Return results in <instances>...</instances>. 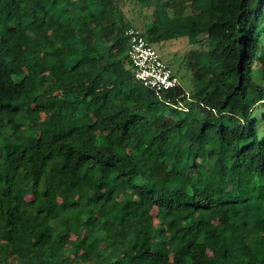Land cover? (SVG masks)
Here are the masks:
<instances>
[{
  "label": "trees",
  "instance_id": "obj_1",
  "mask_svg": "<svg viewBox=\"0 0 264 264\" xmlns=\"http://www.w3.org/2000/svg\"><path fill=\"white\" fill-rule=\"evenodd\" d=\"M139 1L207 42L190 92L135 84L117 0H0V264H264V0Z\"/></svg>",
  "mask_w": 264,
  "mask_h": 264
},
{
  "label": "rangeland",
  "instance_id": "obj_2",
  "mask_svg": "<svg viewBox=\"0 0 264 264\" xmlns=\"http://www.w3.org/2000/svg\"><path fill=\"white\" fill-rule=\"evenodd\" d=\"M118 5L122 7L128 20L132 23L133 27L138 28L143 33L145 32V26L150 24L152 18V7L142 8V4L139 0H117ZM189 12V10H188ZM187 12V13H188ZM186 13V14H187ZM54 25V20L46 26V32L51 33V29ZM207 42L202 40L198 41L194 38H182L171 41H165L163 43L154 44V48L160 53L163 61L171 68L174 75L179 79L180 84L185 91L190 92L194 88L193 72L188 68L189 62H195L198 60L201 53L207 52ZM139 88L142 84L138 81L135 83ZM183 107V106H182ZM185 107H183L184 109ZM44 115L41 116L38 126L41 125ZM68 239H74L73 236H69ZM264 239V237H263ZM67 242V241H66ZM83 264H94L95 257L87 258L83 256L81 258ZM116 264H118L116 262Z\"/></svg>",
  "mask_w": 264,
  "mask_h": 264
},
{
  "label": "built area",
  "instance_id": "obj_3",
  "mask_svg": "<svg viewBox=\"0 0 264 264\" xmlns=\"http://www.w3.org/2000/svg\"><path fill=\"white\" fill-rule=\"evenodd\" d=\"M126 36L129 42L127 50L129 61L135 70L137 80L143 87L152 90L161 99L165 92L181 85L141 30L131 28L126 32Z\"/></svg>",
  "mask_w": 264,
  "mask_h": 264
}]
</instances>
